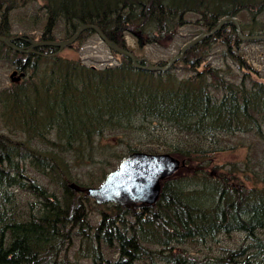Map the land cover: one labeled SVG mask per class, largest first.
<instances>
[{"label":"trees","instance_id":"trees-1","mask_svg":"<svg viewBox=\"0 0 264 264\" xmlns=\"http://www.w3.org/2000/svg\"><path fill=\"white\" fill-rule=\"evenodd\" d=\"M230 17L243 36L264 35V0H0V36L18 27L48 42L92 25L124 49L125 35L160 47L180 28L192 37ZM24 39L13 45L26 49ZM256 46L264 41H239L228 23L166 71L146 72L114 53L117 63L94 68L56 48L21 55L0 43L3 67L23 73L0 90V264H264V71L247 53ZM251 133L261 159L256 147L240 166L209 172L223 139ZM157 147L184 166L150 208L97 206L67 188L80 184L79 165L99 172L87 181L96 187L126 154Z\"/></svg>","mask_w":264,"mask_h":264},{"label":"water","instance_id":"water-1","mask_svg":"<svg viewBox=\"0 0 264 264\" xmlns=\"http://www.w3.org/2000/svg\"><path fill=\"white\" fill-rule=\"evenodd\" d=\"M231 24L234 28L236 37L242 42L264 41V35L243 36L236 19L224 18L220 20L210 31L200 33L194 36L190 41L182 45L178 53L170 57L163 65H151L145 60L137 59L132 53L122 47H118L109 42L100 31L92 25L79 26L68 39L60 41H31L24 37L3 38L0 37V43L12 49L15 53L21 55L33 54V49L42 47L56 48L62 50L70 45L78 38L82 31H92L97 39L111 52L116 55L126 57L132 68L143 70L146 72H164L173 63L180 60L184 52L195 45L198 41L216 33L222 26ZM24 39L28 47L24 50L14 47L10 44L12 41ZM15 72H11L8 79L10 82H16V79L11 78ZM22 74H19V77ZM184 162L168 155V154H148L144 152H131L123 156L116 165V168L108 172L101 183L96 187L86 188L83 191L91 198L96 205L104 203H114L121 207L129 208L130 210L144 209L151 207L159 196L160 181L166 179L180 167H183ZM67 188L72 191H82L73 183L67 185Z\"/></svg>","mask_w":264,"mask_h":264},{"label":"rangeland","instance_id":"rangeland-1","mask_svg":"<svg viewBox=\"0 0 264 264\" xmlns=\"http://www.w3.org/2000/svg\"><path fill=\"white\" fill-rule=\"evenodd\" d=\"M42 27H43V25H41L39 27L38 31L34 33L35 38H37L41 35ZM12 30L14 31L13 32L14 34L11 33L12 36L13 35L19 36V35L23 34L22 30L18 27L13 28ZM26 35H28V34H26ZM88 35L89 34L84 35L79 40H77L75 43H73L70 47H65L62 50H59L57 55L59 57H62V58L68 59V60L80 62L81 64H83L85 66H92L94 68H103L104 66L113 65V64L117 63L118 57L115 56L113 54V52L109 51L97 39V37L95 35H89V36ZM193 37L194 36L187 37V28H180L177 30V33L173 37V40L162 41L160 47H156V46H149V47H140L139 46V47H137L135 45V42L133 41V38H131L130 36H126V35L123 37V42L125 45L124 47H126L125 49L130 51V53H132L133 56L136 57L137 59L145 60L147 63H149L151 65H155V64L159 65L158 62H164L165 63L170 57L175 56L178 53L179 48L182 45H184L186 42L190 41ZM26 38H28V36H26ZM61 40H63V39L61 38ZM31 41L38 42L36 39L35 40L32 39ZM55 41H60V40H59V38H57ZM247 53L250 55L248 57H250V60L254 63L255 67H257L261 71H264V46L250 47L247 49ZM10 73H11L10 69L4 68L3 65L0 63V90L9 85L8 77H9ZM3 126H4V122H3V116H2V107L0 105V133L7 134V136H9L8 135L9 132H7L3 128ZM3 136H5V135H3ZM108 137H109V134L102 135L99 138L98 142L95 143L94 147L96 148V146L98 144H100V146L104 145V143H106V139H108ZM4 139L6 140V143L11 142L7 138H4ZM135 142H141V140L137 139ZM2 143L5 145L4 142H2ZM222 143H223V145L228 147V150H225V151H222V152H219V153H216L215 155H213V158H212L213 167H210V169H209L210 173H212L215 170V167H216V172L221 173V172H224L225 170H227L229 165H233L235 167L240 166V164L243 162V160L245 158V155L254 152V149H256V147L258 149V151H256L257 152L256 159H261V157L263 156V152H262L263 148L260 144H258L259 142L254 138L252 133L251 134L234 135L232 137L223 139ZM110 144L114 145L115 142L110 143ZM113 150H115L117 153L119 151H121V152L124 151L121 148V146L115 147ZM155 152H158L156 154H161V153H159V152H161V150L159 148H158V151L155 150ZM107 154L108 153L105 151L102 152V157L104 155H107ZM109 159H111V160H109V162H110L109 165H112L115 162V160H114V158H109ZM101 168H103V167H101ZM77 169H79V171H80V177H78L80 180V184L76 185L75 183H73V182L72 183L74 185H76L80 190H82L81 192L76 191L78 193L83 194V195H80V197L78 199L79 200L86 199L87 202H88V200L93 202L90 197L85 195V192L83 190L86 188L93 187V186H90L89 184H87V181L89 179H91L92 182H96V180L99 179V176H100L99 172L97 170L92 171L93 172L92 176L89 178L88 176H83V174L86 173V170L90 171V166L79 165L77 167ZM110 171H111L110 169H107L106 173H108ZM177 172H178V169H177V171L172 173L170 176H168L166 179H168L172 176H175V174ZM159 191H160V187H159ZM78 202H80V201H78ZM80 203H82V202H80ZM93 204H94V202H93ZM104 204H100V205H104ZM111 204H114V203H111ZM100 205H97V206H100ZM114 205H116V204H114ZM117 206H119V205H117ZM147 208H150V207H147ZM94 218H96V217H93V219ZM96 221H97V218H96ZM232 238L236 241L238 237H237V235H233ZM76 251H77V247L71 248L69 256L72 257L74 255V253H76ZM77 260L79 261V262L77 261V263L86 264L84 259L81 257Z\"/></svg>","mask_w":264,"mask_h":264},{"label":"flooded vegetation","instance_id":"flooded-vegetation-1","mask_svg":"<svg viewBox=\"0 0 264 264\" xmlns=\"http://www.w3.org/2000/svg\"><path fill=\"white\" fill-rule=\"evenodd\" d=\"M34 51H35V49L32 50L33 54H31V55H36L37 54V52H34ZM12 71H14L15 74L11 75V78L16 79V82H13V83H19L20 79L23 78V73H20V72L16 71L15 69L10 70V72H12ZM19 74H22V76L19 77Z\"/></svg>","mask_w":264,"mask_h":264},{"label":"bare ground","instance_id":"bare-ground-1","mask_svg":"<svg viewBox=\"0 0 264 264\" xmlns=\"http://www.w3.org/2000/svg\"><path fill=\"white\" fill-rule=\"evenodd\" d=\"M230 18H232V17H230ZM234 19H235V18H234ZM82 32H83V31H82ZM0 37H1V36H0ZM3 38H7V37H3ZM7 39H10V38L8 37ZM75 41H76V40H75ZM75 41H74V42H75ZM74 42H73V43H74ZM73 43H72V44H73ZM10 44L13 45V41L10 42ZM72 44H71V45H72ZM71 45H70V46H71ZM5 46H6V45H5ZM13 46H14V45H13ZM14 47H15V46H14ZM42 48H43V47H42ZM12 72H13V71H12ZM9 82H10V81H9ZM10 83H13V82H10ZM116 243H117V242H116ZM117 247H118V245H117ZM135 250H136V249H135ZM84 252H85V251H84ZM119 256H120V255H119ZM129 256H130V255H129ZM117 257H118V256H117ZM131 258H133V257H131ZM127 263H128V262H127ZM140 263L142 264V262H140Z\"/></svg>","mask_w":264,"mask_h":264}]
</instances>
